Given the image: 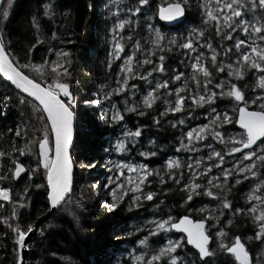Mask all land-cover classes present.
<instances>
[{"label":"trees","instance_id":"16d2710c","mask_svg":"<svg viewBox=\"0 0 264 264\" xmlns=\"http://www.w3.org/2000/svg\"><path fill=\"white\" fill-rule=\"evenodd\" d=\"M118 1L120 4H117ZM170 2H176V0H149V4L142 6L141 12L133 16L131 19L133 23L126 24L124 29H118L117 33H113L112 29L117 19H126L123 7L134 5L135 0H117V2H113V0H13L12 6L8 9V17L4 18L0 15V36L3 37L6 51L18 58L21 64L29 61L34 64H42L44 59H47L49 64L52 61L63 63L65 58H58L56 52L69 53L67 60L70 61V64H65V67L68 68L70 76L62 77V82L70 84L76 101L73 109L77 116L76 140L72 151L76 179L74 191L68 203L47 217L38 227L39 230L29 245L31 254L28 264H137L135 256L144 253L147 258H150L158 250V247L165 244L168 237L167 233H162L157 237H149L148 247L140 245L139 240L147 236L150 231L146 223L154 218H166L168 214L173 217L187 214L194 219H199L205 215L204 212L190 213L186 209L189 205L197 207L195 205L201 204L197 202L200 198L202 203L211 206L209 213L217 216L219 221H207V230L213 237L210 249L215 252L214 256L206 258L208 264H235L230 254L218 249L221 238L215 239L214 234L221 229L227 233V237L223 239L224 243L230 244L232 238L239 235L252 253L253 264L261 258L264 244L254 238L255 232L259 231L258 222H254L253 214L247 212V209L252 205H257L255 201H249L248 196L255 187L254 181L259 179L251 177L247 172L246 174L237 173V168H227L226 163L225 167L233 172V175L228 178V185H226L231 187V192L221 193V196L227 195V199L232 204L231 209H224L221 199H214L207 195H200L194 197L191 202H185L186 193L182 191V187L190 180L192 172L196 173L198 170H195L196 163L189 162L185 157L187 151L180 144L183 124L198 123L195 121L197 119L204 121L209 114L210 106H197L189 98L197 91L196 84L190 79L193 73L192 61L187 62V58L191 57L194 52L180 48L179 44L185 43L191 38L198 52L203 51L206 66L212 71V84L209 85L212 91L219 93L220 89L214 88V85L224 80L236 83L244 89L247 95L255 98L262 94L258 88L260 73L247 69L248 74L243 79L238 80L228 76L227 65L232 63L235 66L236 61V56L232 54L218 56V61L223 62L225 70L217 72L210 62V51L207 48L199 47V44L205 42V38H197L192 29H203L205 36L212 41L213 47L217 48L219 52L223 51L221 45L232 47L238 37L248 40L249 43L252 42L253 37L246 36L239 30L232 34L233 40L230 41L215 36V28L211 24H204V10L199 7L198 0H189V5L186 7L187 18L184 22L170 26L165 25L158 21L157 11L161 5ZM45 5L50 6L49 16L44 14ZM135 6L139 5L135 4ZM34 17L39 28L33 24ZM245 18L252 19V13H248ZM256 19H259V12H257ZM155 22L162 30L161 35L167 39L175 38L177 41L176 45L169 46L165 40L164 52L154 48L151 44L155 35L149 33L148 25ZM253 22L255 23V20ZM113 35L123 45L124 50L120 57L133 56L132 73L121 71L122 57L117 58L114 55ZM253 35L258 36V34ZM37 37L43 43L29 52ZM197 40H199V44H197ZM137 42L141 45L139 50L135 47ZM256 43L264 46V42L258 38H256ZM167 47H171L172 51H168ZM148 49H153L155 54L149 55ZM109 53H113V55L110 56ZM160 55L165 56L162 62L165 71L153 72V67L161 63ZM145 58L151 59L153 64L139 63ZM109 62L111 63L110 68ZM25 72L42 85L52 82L53 73L49 66H45L43 76L28 69H25ZM149 72L151 75H148ZM179 72L184 73L181 79L179 81L172 80L171 77ZM125 75L129 76L127 86L121 91H116L123 84ZM140 76H145L146 79H140ZM165 80L168 81L167 89H157L153 93L156 99L152 106L145 107L138 99L139 94L149 86L152 91L157 83H163ZM117 81L120 83L118 84ZM185 82H187V90L180 93L185 96L183 110L179 112L166 111L174 105L177 98L174 89L182 88ZM102 85L103 87H101ZM132 85L136 87L133 88ZM245 85L247 87H244ZM106 93H111V95L104 99ZM200 94L205 93L201 90ZM94 100L101 102L98 104L86 103ZM21 101L25 102L21 103ZM109 102L113 104L124 102L137 108L136 112H129L122 104L124 108L123 122L133 124V126L140 125L142 144H145L146 140L148 145L145 148H149L148 151L154 153L147 159L152 168V175L148 177L144 194L152 191L156 193V196L152 201L141 200L140 203L143 206L140 208L132 206V195L129 193L124 195L123 201L114 211L106 210L100 203L101 200L111 201L112 199L109 190L105 187L101 188L105 183L103 175L106 171L103 170V167L107 158L110 157L109 147L112 139L120 132L117 123L111 119L108 112ZM233 103L234 101L229 102L228 98H218L212 107H216L217 112H229ZM36 104L38 103L17 91L0 74V152L5 153L0 156V177H4L0 180V187H7L11 190L12 200H16L21 195L25 197L23 208L0 200V264H16L15 249L17 246L14 243L13 228L19 225L22 229H26L27 225H34L37 219L49 210L46 188L44 187L46 185L44 170L41 172L43 174L41 179L37 178L36 174H32L29 179L26 173L16 181L13 179L11 171V167L14 165L9 159L10 155L18 162L28 164L29 167L33 164L31 159H35L33 153L35 143L33 146L31 145L33 150L31 148L30 154L26 152L23 156L13 150V145L15 149H19L24 146L30 136L32 138L41 136V132L38 130L42 129L43 122L38 120L39 123H37L32 117L33 114L31 115ZM256 107V105H250V109ZM140 111H143L145 115H139ZM37 116L34 117L37 118ZM233 119L235 120L236 116ZM154 120H158L159 123H155ZM181 120H183L182 124L179 123ZM17 128L26 129L27 137L24 139L16 137L14 132ZM9 129L12 131L10 132ZM227 129L242 131L235 123L222 125L217 130ZM228 146L230 144L217 142L214 150L224 154L228 150ZM172 155L181 157L179 160L181 168L174 170L176 176L181 180L180 184H175L172 179L168 178V173L171 170L167 168L166 159ZM207 157L202 161L203 168L200 171H203L208 165L218 163L215 158L208 160ZM228 158L226 157V160ZM189 165L191 168L188 167ZM255 165L254 170L257 171L259 178L264 179V164L255 159ZM221 169L223 168L217 169L216 173L221 172ZM157 172L164 177L166 181L164 184L160 183V177L156 175ZM244 176H249V179L245 180ZM235 179H240L242 182L235 184ZM207 180L206 177V180L200 183L207 186ZM37 183H42V188L35 187ZM94 183H98L100 194L96 193V188L93 187ZM213 183L223 184L224 180L220 177ZM26 189L27 191H25ZM212 190L220 192L219 189ZM14 207L16 210L15 219L12 216ZM236 207L244 208L245 213L234 215L233 209ZM220 212H223L224 215L220 216ZM229 219L233 221L231 225L227 224ZM212 224H215L214 228ZM138 228L139 231H137ZM248 237H253V239L249 240ZM178 251L182 257L187 254L188 260L195 261V264H203L198 257L193 256L195 250L186 245V242L185 247ZM156 264H160V262L158 261Z\"/></svg>","mask_w":264,"mask_h":264},{"label":"snow or ice","instance_id":"6c2138e0","mask_svg":"<svg viewBox=\"0 0 264 264\" xmlns=\"http://www.w3.org/2000/svg\"><path fill=\"white\" fill-rule=\"evenodd\" d=\"M13 0H6V5L0 0V15L7 18L9 15L8 9L12 6ZM138 4L139 6H135ZM134 5L126 6L127 11L133 16L141 12L142 6H147L149 0H135ZM189 5V0H176L174 3H170L166 8H160L159 15L163 20H174L176 18L185 15L186 7ZM200 8L204 10V24H211L215 28V36L220 37L222 40H233V33L245 34L246 36H252V42L249 43L248 40L242 38H236L234 45L232 47H221L222 52H219L217 48L213 47L212 41L205 36V31L203 29L197 30L192 29V32L197 36V38L204 37L205 42L197 44L201 49L207 48L210 55V62L217 72H223L225 66L222 61H218V56H229V54L236 56L235 66L232 63L227 65L228 76L235 77L240 80L243 79L248 73L247 69L255 70L260 73L258 77V88L261 90L262 94L252 98L247 95L244 89L238 86L236 83L230 81H220L214 85V88L220 89V92L212 91L209 85L212 84V71L206 66L204 53L201 51L194 57V62L191 64L193 73L190 79L196 84L197 91L195 95L189 97L192 99L193 103L197 106L202 107L204 104H208L211 107V111L214 114L212 118V124L214 128L209 132V126L203 125L198 130L193 129L187 133L189 141L193 139L199 141L206 139V135L210 134L213 140H217L220 144H230L229 151L222 154L220 151L212 150L207 159L212 160L213 158L218 161L216 164L208 165L203 173H194V175H204L206 176L208 172L211 171L212 167H220L224 163L225 155H232L235 153H241L244 160L253 161L252 163L245 164L243 167H239V173H249L251 177L259 179L257 171L255 168V161L259 160L261 164H264V155H259L258 152L264 153V46L258 45L256 43V38L261 42H264V0H215V5L212 4V0H205L204 3L199 5ZM257 12H259V19H256ZM248 13H252V19H246L245 17ZM45 16L50 15V6H44ZM255 20V23L253 22ZM133 21L130 19H118L115 23L112 32L117 33L118 29H124L125 25H131ZM33 24L36 28L39 25L36 22V18H33ZM259 25V26H257ZM151 29V25H148ZM226 29V30H225ZM253 34H258L254 36ZM123 39V37H121ZM167 40V45H176L177 41L175 38L167 39L165 36L161 35L159 31L155 32V37L151 40V44L154 48L161 52L165 51L166 45L164 41ZM113 48L115 50L114 55L119 58L120 52H122L123 45L116 40V36L113 35ZM38 37L35 43L29 49V52L37 45L42 44ZM136 49L139 50L141 45L139 42L135 45ZM179 47L186 49L190 52H196V46H194L193 40L189 38L187 42L179 44ZM235 49V51H233ZM168 51H172L171 47H167ZM51 51V49H49ZM149 55H154L153 49H148ZM113 55V53H109ZM58 58H65L63 63L58 61H52L49 64L47 59L43 60L42 64H34L31 61L21 64L19 59L10 55L5 48L3 37L0 36V73L15 86L16 89L20 90L22 93H26L27 97L33 98V101L38 102L35 105V111L41 113L38 115L37 119L43 122L42 129L38 131L41 132L39 138H34L33 140H27L23 147L15 149L13 145V150L18 151L20 156H23L31 152V145L33 143L38 144V163L37 167L33 168L27 173L29 179H31L32 173L36 172L39 168H43L44 176L46 179V197L49 211L60 210L71 198L73 191V163L69 153L70 145L73 141V120H74V105L75 98L70 90L71 86L67 82H62V77L70 76L68 68L65 64H70L67 60L69 56L68 52L58 51L56 52ZM133 59L132 55H126L125 64L121 66V71L125 73H132L133 69L131 67V61ZM165 59L164 55L159 56V65H155L152 69L153 72H164L165 67L163 61ZM141 64H153L151 59L145 58L140 61ZM45 66L51 68L53 73L52 82L47 83L42 86L40 82L36 79L30 78L26 74L25 69L30 71H35L41 76L45 74ZM109 68L111 63L109 62ZM175 72V70H173ZM151 75V72L148 73ZM184 75L183 72L175 73L171 79L179 81ZM129 76L125 75L123 77V84L116 91H121L128 84ZM140 79H146L145 76H140ZM119 84L120 81H117ZM103 87V85L101 86ZM135 88V85H132ZM168 81L165 80L163 83H157L156 87L149 91L144 97L143 104L145 107H151L152 103L155 101L156 97L153 93L160 88L167 89ZM244 87H247L246 85ZM187 90V82L182 88H175L174 91L177 94V98L174 105L169 107L166 111L179 112L183 110V101L185 96L180 95L182 91ZM201 90L205 94H200ZM111 93H106L104 99H107ZM218 98H228L229 102L232 104V113L236 116H230L227 111L217 112L216 107H212L216 103ZM25 101H21L24 103ZM101 101L94 100L88 101L86 103L98 104ZM167 102V101H166ZM32 103V101H29ZM250 105H256L254 110H250ZM126 111L136 112V107L126 108ZM139 115L143 116L145 113L140 111ZM164 115V113H161ZM103 118V117H102ZM114 120H123V116L119 113H114L112 116ZM155 123H159L158 120H154ZM183 123V120L179 121ZM238 124L239 128L242 130L234 136H226V133L215 130L221 125L226 124ZM175 127V125H173ZM11 132L12 130L9 129ZM16 137L24 139L27 137L28 132L26 129L17 128L14 132ZM128 137H139L141 131L137 128L134 132L126 131L124 133ZM259 142V143H258ZM208 148L212 149V144L206 145ZM255 146V147H254ZM124 141H119L117 144V151L124 150ZM246 150V151H245ZM154 154V153H150ZM5 155V153L0 152V156ZM142 155H144L142 153ZM14 168L12 170L13 179H17L26 170L17 159L12 158L9 155ZM197 166L200 165V161H196ZM91 167V165H89ZM117 168H127L129 173H137L136 181H133L131 177H128L127 183L133 185L132 191L134 193L140 192L142 195H133V207L140 208L143 205L140 203L141 200L152 201L156 196V193L148 191L146 194L143 193L142 185L148 180V177L152 175V172L148 170L146 165H116ZM191 168V165L188 166ZM235 167V166H233ZM167 168L171 171L168 173V178L172 179L175 184H180L181 180L175 174V169L181 168L179 161L170 160L167 163ZM224 183H213L214 180H218L219 177H213L207 180V186L201 185L200 183H195L192 180L184 183L182 191L186 193L185 202L193 201L194 197L200 195H207L214 199H221L222 207L224 209H231L232 204L227 199V195L221 196V193L227 194L231 192V187H227L228 178L233 175V172L227 168L221 169ZM123 175V172H121ZM160 177V183L164 184L166 181L160 173H156ZM182 175V174H181ZM4 177H0V180ZM245 180L249 179V176H244ZM242 181L240 179H235V184H240ZM111 183V180H109ZM35 187L39 188L41 185L37 184ZM96 187V185H93ZM103 187L107 188L108 185L105 184ZM116 188L123 189V184H117ZM116 188L112 189L110 195L112 197L111 201L101 200V205L108 211H114L118 204L123 201L126 191L117 196ZM212 189H219L220 192H214ZM170 190V189H169ZM264 190V179H259V183L255 185V189L249 194L248 200H255L259 202L260 205H264V195H257L256 192ZM27 191V189L25 190ZM25 197L23 195L19 196L16 200H12L11 190L7 187H0V200L11 202L14 206L23 208ZM187 212H197L203 213L207 211L204 208H195L192 205L186 209ZM247 212L253 214L252 219L257 223L259 231L255 232L254 238L260 240L264 244V208H258L257 205H252V207L247 209ZM234 215L244 214L245 209L241 207H236L233 209ZM220 216L224 213L220 212ZM12 216L16 218V210L13 208ZM208 220L218 221V217L209 213L207 216H203L199 219H193L190 215H183L179 217H173L168 214L166 218L155 219L150 221L154 228L148 232V235L143 239L139 240L140 245L148 247L149 237H157L162 233H180L182 234L177 239H167L166 244L155 251L150 258L146 257V254L141 253L135 256L134 259L137 264H195V261H190L187 258V254L183 257L178 250H182L186 245L192 246L196 251L193 256L198 257V259L203 262V264H208L206 258H210L215 255V252L210 249V242L213 237L206 230L205 224ZM233 221L229 219L227 221L228 225H231ZM34 230V225H27L26 229H22L19 225L13 228L15 233L14 243L17 246L16 251V264H22L21 250L26 246L25 237L32 233ZM140 229L138 228L137 231ZM217 237L221 238L218 243V249L224 251L233 258L235 264H253L252 253L246 247L245 242L239 235L232 238L230 244L223 242V239L227 237V233L221 229L216 233ZM251 240L253 237H248ZM255 264H264V249L261 251V258L255 261Z\"/></svg>","mask_w":264,"mask_h":264},{"label":"rangeland","instance_id":"374dc122","mask_svg":"<svg viewBox=\"0 0 264 264\" xmlns=\"http://www.w3.org/2000/svg\"><path fill=\"white\" fill-rule=\"evenodd\" d=\"M198 1L200 2V4L205 2V0H198ZM113 2H117V0H113ZM117 4H120V2L118 1ZM212 4L215 5V0H212ZM127 6H130V5H127ZM123 8H124V11L126 12V19H130V20L133 19V15L127 11V7H123ZM156 24H158V23L155 22V23H151L150 24L151 25V29L150 28L148 29L150 34H154L155 35L156 31L162 32V30L160 29V26H158ZM121 53L122 52H120V54ZM198 53H200V52H198V50L196 49V52H194L191 57L187 58V62L192 61V63H193L194 62V57ZM125 59H126V56H123L121 58V61H122L123 65L125 64ZM132 64H133V59L131 61V67H132ZM149 91H151V87L150 86L147 87L144 92L139 94L138 99L142 103H143L144 97L147 95V93ZM194 93H196V92H194ZM193 95H195V94H193ZM122 104L126 108L127 107H131L128 103L125 104L123 102ZM122 104H119V103L113 104V103L109 102V104H108V112L110 113L111 119H112V116H113L114 113H119L120 115L123 116V113H124L123 109L124 108H123ZM204 105L205 106H209L208 104H204ZM133 106H135L134 103H133ZM209 110H210L209 114L207 115V118L204 121H201V120L197 119L195 121H198V123L194 122V124H190V123L187 122L186 124H183L184 125V127H183L184 129H183V133H182V141H181L180 144L183 147V149L185 151H187V153L185 152V157L189 160V162L196 163V161H200V166H196L195 167L196 168L195 170H198L196 173H203L204 170L200 171V169L203 168L201 163L209 155V153L213 149H215V143H217L218 141L217 140H213L210 134H207L206 135V139H204V140L197 141V140L193 139L192 141H189V139L187 137V133L189 131H192L193 129H197L198 130L203 125H208L209 126V129H208L209 132L214 128V125L212 124V118H213L214 114L211 111V107H210ZM28 114L30 115L29 111H28ZM32 114L34 116L38 115V113L35 110L32 111L31 115ZM228 114L230 116H233L232 111H229ZM33 115H32V117L35 118L37 123H39L40 121L38 122V119L36 117H34ZM114 121H115V123H117L118 129H119L120 132L117 133L116 135H114V137L112 139V142H111V146L109 147L110 157L107 158V160L105 162V166L103 167V170L106 171L104 173V175H103V178L105 180L104 185L107 184L108 185L107 189L109 190V192H111L112 189L116 188L117 184H123L124 185L123 189L116 188L117 196L123 194L125 191H126L127 194L129 193L132 196L133 195H137V196L142 195V193H140V192L134 193L131 190L133 185L127 183L128 177H131L133 181H136L137 173H135V172L129 173L127 171V168H117L116 165H127V164L135 165V166L146 165L148 170L152 171V168H151V166H150V164H149V162L147 160L152 154H150L151 152L148 151L149 148H145V146L148 145L147 141L145 140L146 143L142 144L141 135L139 137H128V136L124 135V133L126 131L134 132L137 128H139L140 131H141V126L140 125H137V126L134 125L133 126V124L125 123V122H123V120H114ZM32 124H34V123H32ZM226 125H228V124H226ZM223 126H225V125H223ZM217 129L218 128H216L215 130H217ZM220 132L226 133V136H234L237 133H239L240 131L227 129V130H222ZM33 139L34 138H32L30 136L29 140H33ZM119 141H124V144H125L124 150H121V151H117L116 150L117 144H118ZM207 144H212L213 148L212 149L208 148L206 146ZM32 146H33V144H32ZM32 146H31V148L33 150ZM227 148H228V150H226V153L229 151L230 146H228ZM33 153L35 154V159L32 158L31 160L33 161L32 162L33 164H34V161H35V164L34 165L31 164L32 166L29 167V165L25 163V165H26V167L28 169V172H30L33 168L37 167V163H38V159H39V157H38V144L37 143H35V148H34ZM142 153L144 155H142ZM258 154L262 155V153H260V152H258ZM226 157L227 158L229 157V158L226 160ZM180 158H181L180 156L172 155L168 159H166V163H168L170 160L179 161ZM253 160L255 161V157H253ZM73 162H74V159H73ZM252 162L253 161L244 160L242 155H241V153L232 154V155H225L224 163L222 165H220V167H212L211 171L208 172L206 176H204V175H194V173L192 172V175L190 176V180H192L195 183H200V182L206 180V177L208 178V180L212 179L213 177H219V178L221 177L223 179L222 173L221 172H217L216 173V170L219 169V168H223V169L226 168L225 167L226 163L228 165L227 168H231V167L235 166V168H237V173H239L238 172L239 167H243L245 164H249V163H252ZM13 168L14 167H11V171L13 170ZM42 170H43V168H39L36 172H33L32 174H36L37 178L41 179V177H43V176H41V175H43V174H41ZM121 172H123V175H121ZM242 174H246V172L242 173ZM75 180L76 179L74 178V183H75ZM109 180H111V183H109ZM254 182H255V185H256L257 183H259V180L258 181L255 180ZM37 184H39V183H37ZM147 184H148V182L146 181L145 184L141 186L142 189H143V193H144V190H146ZM200 184L202 185L203 183H200ZM39 185H41V188H42V183L39 184ZM93 185H96V187H95L96 188V193L99 192V194H100L101 192H100V187L98 186V183H94ZM101 188H104L103 185L101 186ZM254 189H255V187L253 188V190ZM253 190H252V192H253ZM73 191H74V188H73ZM73 191H72V193H73ZM256 194L257 195H264V190L256 192ZM200 199L197 202L201 203V204L195 205V206H197L195 208H197V209H199V208L206 209L207 211L204 212L205 213L204 216H207L209 214L210 210H211V206H209V204L202 203V200H200ZM254 201L255 200H253V202ZM255 203L257 205H259L258 208L259 207L260 208H264V205H260L259 202L255 201ZM155 219H162V218H154V219H151L150 221H153ZM150 221H148L146 224H147V228L152 230L154 228V225H152L150 223ZM214 226H215V224H212L213 228H214ZM143 228H145L144 225H143ZM216 233L217 232H215V234H214L215 239L218 238L216 236ZM89 234H90V232H89ZM89 234H88V236H90ZM167 234H168L167 239H169V238L177 239V238H179L182 235V234H179V233L172 234L170 232L167 233ZM167 239H166V241H167ZM262 239H264V236H262ZM166 241H165V244H166ZM164 245H162V246H164ZM159 248L160 247H158V250H159Z\"/></svg>","mask_w":264,"mask_h":264},{"label":"water","instance_id":"95a60500","mask_svg":"<svg viewBox=\"0 0 264 264\" xmlns=\"http://www.w3.org/2000/svg\"><path fill=\"white\" fill-rule=\"evenodd\" d=\"M2 2H3V4H5V2H6V0H2ZM170 3H174V2H170ZM170 3H167V4H164V5H161L159 8H158V11H157V18H158V20L161 22V23H163V24H165V25H168V26H170V25H175V24H178V23H182V22H184L185 20H186V18H187V9H186V11H185V15L184 16H182V17H179V18H176V19H174V20H171V21H168V20H163V19H161L160 18V15H159V10H160V8H166ZM1 75L3 76V74L1 73ZM4 77V76H3ZM4 79L5 80H7V78L6 77H4ZM8 81V80H7ZM10 84H11V82L10 81H8ZM12 85V84H11ZM14 88H15V86L14 85H12ZM43 86V85H42ZM17 91H19L20 93H22L20 90H18V89H16ZM70 90L72 91V89L70 88ZM23 95H25V96H27V94L26 93H22ZM72 94H73V92H72ZM73 96H74V94H73ZM30 99H32L33 100V98H31V97H29ZM36 103H38V102H36ZM250 110H254V109H250ZM76 120H77V116H76V114H75V112H74V120H73V141H72V144L70 145V149H69V153H70V156H71V159H72V163H73V188H74V178H75V166H74V162H73V157H72V151H73V147H74V145H75V140H76V136H75V133H76ZM237 125V127L239 128V125L238 124H236ZM262 139H264V138H262ZM259 143V142H258ZM255 147V146H254ZM246 151V150H245ZM235 154H238V153H235ZM21 164H23V166H24V168H25V170H26V172L25 173H22L21 174V176L19 177V178H17V179H15L16 181H18L19 179H21V177H23L26 173H27V167H26V165L23 163V162H20ZM57 210H52V211H49L48 210V212L47 213H45V214H43L41 217H39L38 219H37V221L35 222V227H34V230H33V232L32 233H29L26 237H25V241H26V246H25V248L23 249V250H21V256H22V264H28V258H29V256H30V254H31V250H30V248H29V245H30V243L32 242V240H33V237L35 236V234H36V232H37V229H38V227L40 226V224L47 218V217H49L50 215H52L53 213H55ZM187 215V214H186ZM192 217V216H191ZM193 218V217H192ZM194 219V218H193ZM207 221H206V224H205V227H206V230H207ZM208 231V230H207ZM209 233V232H208ZM180 234V233H179ZM211 243H212V241L210 242V245H211ZM190 246V245H189ZM192 247V246H191ZM195 250V249H194ZM196 251V250H195Z\"/></svg>","mask_w":264,"mask_h":264},{"label":"bare ground","instance_id":"6f19581e","mask_svg":"<svg viewBox=\"0 0 264 264\" xmlns=\"http://www.w3.org/2000/svg\"><path fill=\"white\" fill-rule=\"evenodd\" d=\"M0 74H1V73H0ZM44 221H45V220H44ZM44 221H43V222H44ZM43 222H42V223H43ZM34 227H35V223H34ZM38 230H39V229H37V232H38ZM37 232H36V233H37ZM33 238H34V237H33ZM31 243H32V242H31ZM31 243H30V244H31Z\"/></svg>","mask_w":264,"mask_h":264}]
</instances>
